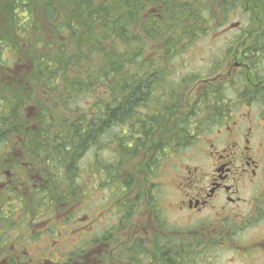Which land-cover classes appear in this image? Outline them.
I'll return each mask as SVG.
<instances>
[{"label":"flooded vegetation","instance_id":"flooded-vegetation-1","mask_svg":"<svg viewBox=\"0 0 264 264\" xmlns=\"http://www.w3.org/2000/svg\"><path fill=\"white\" fill-rule=\"evenodd\" d=\"M258 21L264 23L253 17L252 26ZM228 30L237 35L220 57L217 74L185 78L192 81L174 95L180 100L153 115L149 110L144 123H130L118 136L109 134L104 144L106 134L98 137V147L108 142L116 149L108 172L97 160L87 180L86 173L77 174L81 156L71 163L68 149L57 148L63 144L59 139L54 142L50 92L37 91L18 75L28 70L27 64L18 63L7 73L0 61V264H183L188 259L182 243L193 252L189 264H220V250L229 254L228 264H264V30L239 36V24ZM195 82L202 88L192 99L185 91ZM183 104L190 108L182 110ZM122 137L130 149L137 146L128 160L141 157L136 171L142 179L132 200H127L130 179L122 196L115 194ZM170 146H185L190 156L177 163L181 150L174 148L168 159V170L179 166L170 178L174 190L166 192L174 193L169 206L185 223L181 228L164 217L161 196L164 148ZM150 158L151 180L144 179L143 168ZM80 179L91 184L92 194L109 185L111 203L86 213L82 203L89 197ZM134 199H142V215L131 204ZM167 240L177 243L166 256ZM205 254L209 257L202 262Z\"/></svg>","mask_w":264,"mask_h":264},{"label":"trees","instance_id":"trees-1","mask_svg":"<svg viewBox=\"0 0 264 264\" xmlns=\"http://www.w3.org/2000/svg\"><path fill=\"white\" fill-rule=\"evenodd\" d=\"M3 1L6 25L0 33V52L3 45L14 44V37L17 38L19 45H13L18 46L15 54L21 49V59L27 60L31 70V81H26L34 83L37 91L51 94L52 130L54 135L58 130L62 132L61 137L55 136L63 143L57 148L68 149L65 154L71 163L97 146L98 137L113 126L124 128L130 123H144L149 110L150 115L161 112L171 98H178L174 95L182 85L191 82L186 76L173 75L175 66L169 57L178 53L173 46L176 39L169 40L164 32L180 30L179 36L188 37L191 45L198 41L200 33L222 27L228 14L235 10L245 8L255 15L264 10V0ZM202 12L206 13L204 19ZM182 42L179 39L178 44ZM161 44L165 56L158 54L156 47ZM152 51L155 56L150 57ZM83 100L88 103L86 108L74 105ZM38 106L45 108L43 104ZM55 109L61 111L57 118ZM185 131L181 125L182 141ZM128 143L127 138H118V181L124 159L136 154L132 151L137 146L130 149ZM173 150L171 146L164 148L166 153ZM153 162L156 164L155 159ZM167 162L165 155L164 163ZM151 164L150 158L143 166L144 179H150ZM102 180L106 183V179ZM127 182H119L115 192L118 198ZM147 195L152 200L149 192ZM164 228L167 230V226ZM175 244L167 240L166 256L167 249ZM181 253L188 259L183 264H189L193 257L190 247L182 243Z\"/></svg>","mask_w":264,"mask_h":264},{"label":"rangeland","instance_id":"rangeland-1","mask_svg":"<svg viewBox=\"0 0 264 264\" xmlns=\"http://www.w3.org/2000/svg\"><path fill=\"white\" fill-rule=\"evenodd\" d=\"M184 1L185 0H183V2ZM186 2H190V1L186 0ZM3 5H4V1L0 0V33L5 28V25H6V17L3 11ZM244 9L245 8L241 9L240 11L235 10L236 16L229 15L230 21L227 27L223 26L221 28H218L217 30L208 31L207 33H204V34L200 33V36L198 37V41L191 45L189 44V42H187L188 37L186 36L183 37L182 35L179 36V34H182L180 30L175 31V32H172V31L164 32V37L165 35H167L169 40L172 37L176 39L175 42L173 43V46L175 47V50H177L178 53L169 57L170 59H173L171 61L172 62L171 64L175 66V71L173 75L174 76L175 75H180V76L197 75L198 76L202 74V75H207L205 76L207 78L214 77L219 70V66L221 65L220 57L224 54L225 50L226 51L228 50L227 46L229 47L233 45V40L235 36L237 35V32L228 30L229 28L233 27V24L238 23L240 28L242 29L240 33L238 34V36L245 32L252 31L258 28H262V30H264V23L262 21L256 22L257 26H252L251 21H250L249 26L246 27V23L250 20L251 16H250V11L246 12ZM205 15L206 13L202 12L200 15L201 19H204ZM253 17L258 18L260 20L262 19L264 20V16L256 17L253 14ZM192 20L195 21L194 18H192ZM200 23L197 22V24H200ZM179 39H182L183 41L181 44H178ZM13 41H14V44L19 45L16 37H14ZM67 43H68V40H67ZM14 44H10L9 45L10 47L6 48L5 50H2L3 52L1 56H2V60L4 61L3 69L7 71L8 73V70H10L11 68H14L15 65H17L18 63L27 64L28 70H26V72L23 70L20 74L18 73V75L20 77H23V76L27 77L28 81H31V75L28 73V72H31L30 66L27 60H22V61L19 60L20 62H18V60L15 58V52L18 49V46L15 47L13 46ZM3 46H6V45H3ZM162 47L163 45L161 44V45H157L156 48L158 49L157 50L158 54L161 55L162 53V55L165 56V50H163ZM231 49H233V47H231L229 50ZM149 55L150 57L155 56V54H153V51L150 52ZM16 57L22 58L21 49L19 50V52H17ZM214 66L217 69V71L214 70ZM1 70H0V73H1ZM186 88L187 89L185 92H187L189 96L191 95L192 99H194L202 87L200 85H197V82H195L194 84H191V85L188 84ZM175 100H180V99L177 98ZM87 104H88L87 102L84 103V100L82 102L76 101L74 103V105L81 107V109L86 108ZM189 108H190V105L183 104L182 110L189 109ZM58 111L59 110L56 109L55 114H58ZM62 111L64 112L65 116H67L66 110L62 109ZM69 118H72V117H69ZM126 129H127L126 127L111 128L110 131L106 134V136L101 139V143L104 144L109 134L113 135V133H115V135L118 136V134H123L124 130ZM57 133L62 134V132H60L59 130L57 131ZM98 146L95 149V151L92 150L88 152L87 154L82 155L76 162L77 168H78L77 174L83 175L86 173V176L84 177L85 180H87V175L89 174V172H91L90 170H92L93 165L97 160H99L100 164H102L104 167H108L109 166L108 159H110L111 157L113 158L112 150L116 149L115 146H112L111 148H109L108 142L105 143V148L98 147ZM95 154H97L96 157H95ZM140 158H141L140 156L135 157L133 159H129V160L128 158H125L124 162L122 163V166L119 168V177H118L119 181L117 179V185L120 184L119 182L123 183L126 180L130 179L131 192L128 193L127 200H132L131 198H132V195L134 196V193H133L134 188L138 186V182H140L139 178L142 179L140 173L136 171V169L137 170L140 169V163L138 162ZM187 158L190 159V156H188V152H186V154L182 153L180 154V157L178 158L179 160H177L178 161L177 163L186 161ZM174 168L177 169V166H175ZM167 171L168 172L165 173V176L162 178V187H163L164 194H161V196L163 197V210L165 213L164 217L167 218V221L170 225L181 228L183 225H185V223L183 221L176 219L177 216L173 213L174 211L169 206V203L174 199V193L166 192L167 189L174 190L171 186L170 178L173 177L172 175H175L179 172V166H178V170H174L173 168H171L170 170L167 169ZM102 181L104 180L102 179L100 180L101 184L103 183ZM77 183L80 185V188L84 189V192L87 193L89 197V200L84 198L83 203H82V205L85 208L84 210L86 213H89L91 209L95 210V208H99V207H101L102 209L104 205L105 204L108 205V203L113 198L112 193H110L111 188L109 187V185H107L106 187H102L100 191H97L95 194H92L91 184L89 185V183H87L86 185V182L83 179H80ZM136 192L139 193L141 191H136ZM122 199H124V197ZM114 204L115 203H113L112 205ZM131 204L138 206V208L136 209V213L140 212L141 215L143 214L144 205L142 204V199H140L137 202L134 199L131 202ZM139 218L140 216L135 219H139ZM108 220H106L104 223H107ZM112 224H114V222H112ZM248 235H249V238L254 239V236L251 234L250 230H247L246 232V236ZM218 256H219L218 262L220 264H228L229 259H230L229 254L225 255V252L223 250H220L217 257ZM208 257L209 256H206L205 254L203 256L202 262H205L208 259Z\"/></svg>","mask_w":264,"mask_h":264}]
</instances>
